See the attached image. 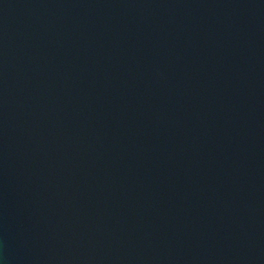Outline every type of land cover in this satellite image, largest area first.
<instances>
[{"label":"water","instance_id":"1","mask_svg":"<svg viewBox=\"0 0 264 264\" xmlns=\"http://www.w3.org/2000/svg\"><path fill=\"white\" fill-rule=\"evenodd\" d=\"M0 264H264V0H0Z\"/></svg>","mask_w":264,"mask_h":264}]
</instances>
